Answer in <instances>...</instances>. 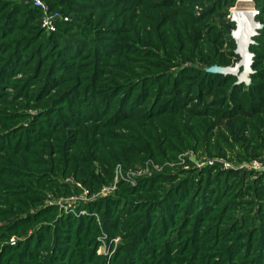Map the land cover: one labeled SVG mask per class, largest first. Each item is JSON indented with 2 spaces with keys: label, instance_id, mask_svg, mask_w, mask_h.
<instances>
[{
  "label": "rangeland",
  "instance_id": "374dc122",
  "mask_svg": "<svg viewBox=\"0 0 264 264\" xmlns=\"http://www.w3.org/2000/svg\"><path fill=\"white\" fill-rule=\"evenodd\" d=\"M72 1L74 2V0ZM84 1L91 4V0H82V2ZM98 1L100 5L78 8L79 12L72 14L68 11L70 10L68 2L64 4L63 0L59 4H56L57 0H40V4L36 0H24L27 5L32 3L33 7L39 8L42 19H40L39 13L35 16L28 13L27 8H30V5L27 7L24 3H20L24 5L17 9L19 10L15 16L17 18L15 20H18L17 25L28 18H32V23L27 24L26 32H16V38L20 37L21 42L24 41L23 38H33L31 42L34 45L31 49L22 50V62H20L21 57L19 56L6 69L7 75L17 69H21V72L16 73L15 76H9V83L2 88L5 96L0 98V134L13 132L10 141L15 145L13 148L0 151V223L4 224L2 227L0 226V249L6 245H17L19 240L27 235V232H34V226L37 224L48 225L53 216L63 213L70 217V221L66 220L65 223H72L77 216L90 214L84 205L92 200L96 201L98 198L103 200L97 209L102 212L100 209H103L105 199L112 196L113 199H121L120 202L114 203L118 205V208L127 210L129 207L127 204H131L130 210H133L126 219L131 222H126V225L124 222L117 224L114 229L108 230L105 225H101L99 212L94 213L101 231H96L98 243L94 245V249L97 259L96 263L92 264H116L124 245L132 240L134 224L142 217L147 206H150L154 214L158 209L153 220L159 215L161 218H157V221L162 223L166 221V218L167 220L172 218L171 225L175 224L171 227L173 229L170 231L171 233H177L181 227L184 228L182 238L174 241L173 250L169 252L168 248H163L162 253L164 252L165 256L159 255V262L169 257L167 261H164L165 264H225V261L229 260L224 259L225 252L218 251L217 246L220 247L224 243H228L230 240L228 235L231 233L237 236L241 235L246 231L249 223L239 224V220L236 218L241 215V211L238 209L227 211L224 207L228 204L242 207L253 202L254 209L258 191L254 189V186L253 189L245 186L238 190L235 187L231 191L223 192L224 196L221 199L220 196H216L212 201L215 191L206 192L205 188L211 184L212 178L219 177V172L238 170L241 173L247 171L248 180L246 181H253V178H257L259 175L258 172L263 175L264 171L255 169L254 165L256 162L264 164V144L248 140L251 134L254 135V131H250V128L253 120L259 117V114L247 118L243 117L242 113L232 112L231 105H237L239 109H244V105L239 100H232L236 94L231 92L228 86L229 84L232 86L233 80L228 81L224 90H219L218 86L222 82L216 79L207 81L199 69L200 67L206 69L214 64L233 66L241 60L240 42L236 37L239 23L232 20L234 13L242 10H252L254 13L256 11L253 18L258 27L259 24H264V0L249 2L241 0L235 2H233L234 0H142L138 3L136 0H120L116 3L107 2L105 4H102L103 0ZM123 7L128 9L132 7L133 11L130 10L128 13L131 14L128 15L121 10ZM90 8L93 10H89ZM72 19H74L72 23L75 20H80L83 23L88 22L89 25L95 27L97 33L98 31L103 32L100 35L106 36L108 42L122 43V46H128L129 49L121 53L116 52L110 58L105 59L108 64L103 68L105 75L100 79L105 81L103 85H98V81H94L93 75L87 71L89 69L87 66L90 63L87 61L89 60H78L77 65L84 68L73 70L72 75L76 74V76L69 85L55 88L56 84L63 81L62 75L48 79L43 74L31 79L26 84L25 78L30 75L34 67L45 69V62L39 61V58H35L36 54L34 52L31 54V52L40 43L43 49L49 48L47 57H52L56 53L61 56L59 47H48V39L50 37L58 38L54 36V33L58 31L61 20L69 22ZM228 20L234 23V27L229 33L227 32ZM40 26L44 31L41 29L38 31ZM64 27L66 26L61 25V29ZM112 27H118V29L112 30V32L105 30H111ZM73 28L74 26L70 30ZM10 29L8 27L6 31ZM21 35H23L22 38ZM261 36L263 39L264 29L257 28L255 33L250 36L247 48L248 53L253 54V68L255 63L258 64L257 69L263 71L264 54L259 55V52L253 48L259 42L262 43V46L264 45V41L258 39ZM133 39H139L140 43L125 44V41ZM232 40L234 45L231 44ZM142 42L147 43V47ZM151 45H155L156 48ZM5 48L6 46L1 50L4 51ZM103 48L105 47L100 48L101 51ZM108 49L106 48L104 51ZM8 57L7 52L0 53V69ZM48 63H53V61ZM45 65L48 66L47 63ZM190 65L196 69V72L187 76L186 81L192 87L191 89H194V92L187 98H183L186 100L185 102L178 97L177 92L169 89V84L172 79L177 80L179 72L188 69ZM79 71H83V74ZM169 72L172 73L166 77L167 79L162 78ZM158 73L161 75L159 76ZM261 73L264 72H259L255 79L258 83H264V76ZM154 74H157L155 77H161L160 81L166 79L163 81V85L161 84L163 87L161 92L157 91L158 84L153 83ZM230 76L236 77L235 75ZM67 78L65 76L64 80ZM86 79L84 85L94 83L97 89L107 87L117 92L121 86L117 96L124 97L123 105L126 109L123 112L131 110L133 112L131 116L135 117L129 116L122 122L115 120L110 125V123L104 122L112 119V114L108 113L104 117L102 116L101 120L96 121L90 118L95 104L92 102L90 105L91 102L88 101L86 95L82 96L75 105L80 108V112L76 113L72 120L62 119L61 115L63 114L60 111H58V117L56 113L55 116H52L49 110L48 124L39 130L37 126H34L37 119L35 117L39 111H47L46 105L50 104L53 99H57L59 92L66 90L70 85L73 86L74 82L77 86H81L82 81ZM129 81L132 84L131 89L128 86L124 87L126 85L124 82ZM21 86L24 87L19 89L18 87ZM103 91L97 90L96 96H101ZM216 91L220 92L216 93ZM41 92L46 94L43 100L40 97L36 98ZM223 93L225 95L223 102L229 97L224 107L219 105L220 98H217ZM259 94L263 97L260 98L257 105H260L259 109L262 110L264 108V91ZM237 95L240 94L237 93ZM131 96L139 98V101L128 102L126 97ZM140 98H143L142 102H140ZM176 103H179L180 107H183L184 103L188 105L185 107H188L187 111L193 118L190 119V124L187 126L177 128L185 130L184 135L180 138L184 144L176 143V140L168 137L158 149L164 150L165 148L164 152H166L170 147L180 144L186 145L187 149L184 148L179 151V154H173L174 156L172 155L171 158L161 163L157 160H163V157L157 158L150 154L155 152L151 135L157 137L154 130L155 116L161 111H167L163 112L164 115H170L168 112L176 111L171 106ZM54 104L52 103V105ZM64 111L68 114L67 118L72 114L68 111V107ZM223 111L233 113L230 116L236 121L230 117H223ZM166 115L164 119H168L171 123L174 115ZM180 115L186 116V110L178 114V116ZM200 115H202L201 118H199ZM208 115L216 116L217 119ZM260 116H264V114ZM201 121H204L205 125L201 124ZM237 121L243 125L240 126ZM46 122V120H41L39 123L43 126ZM49 126L55 130L47 128ZM260 131L264 134V128H261ZM62 133L70 141L63 142ZM21 139L28 143H17ZM245 145H248L246 149L243 147ZM7 166L15 167L17 172H10L14 173L13 177L7 176L5 173ZM89 166L93 167L94 171H88L84 179L73 177L75 174L81 175L85 167L89 168ZM207 167L210 168L205 171ZM51 177L55 178L56 182L49 180ZM192 180L195 182L191 183ZM230 180L233 181L234 178H230ZM61 181L63 183L69 181L75 185L66 186ZM219 183L218 180L216 187L219 186ZM75 186L80 190H75ZM170 187H172L171 193L173 191L176 194L174 199H169L168 195H164ZM202 187L204 189H201ZM195 194H198L199 198H196L198 200L192 206L196 201ZM158 199L160 200L158 201ZM203 205L211 208L204 213ZM225 211L226 216H221L223 218L219 226H229L232 223L235 226L232 224V229L224 239H216L215 244H212L215 238H210L215 235L216 231L212 227L214 222L211 219L224 214ZM30 212L37 216L39 213L47 215L39 216L31 224L25 225L24 221H18L17 229H13L14 226L8 227L11 224L7 221L22 219ZM254 213L256 212L254 211ZM132 217H135V220L132 221ZM184 222L186 225L183 226ZM180 223H182L181 226ZM161 227V225L158 227L157 224L154 228L161 230ZM166 234H169V226H166L164 230V235ZM62 243L64 244L65 241ZM163 243V246L167 247V242ZM210 245L214 246L210 247ZM253 245L255 244L252 241L250 246ZM74 247L77 250L83 249L77 247L76 244ZM151 247H157V245L153 242ZM254 256L253 252L246 253L245 258L249 264L253 261ZM74 257L76 256L72 254L71 260ZM146 257L147 261L144 264H158L156 263L157 254L150 258ZM140 261L137 254L133 264H140Z\"/></svg>",
  "mask_w": 264,
  "mask_h": 264
},
{
  "label": "trees",
  "instance_id": "16d2710c",
  "mask_svg": "<svg viewBox=\"0 0 264 264\" xmlns=\"http://www.w3.org/2000/svg\"><path fill=\"white\" fill-rule=\"evenodd\" d=\"M57 1L58 2L56 4H59V2H61L62 0H57ZM119 1L120 0H103L102 4H105L107 2L116 3ZM141 1L142 0H136L137 3ZM235 1L236 0H234L233 2ZM63 2L64 4L68 2V6L70 7V10L68 11L72 14L78 13L79 12L78 8L83 9L85 8V6L100 5V2L98 0H91V4L87 3L86 1L82 2V0H74V2L72 0H63ZM20 3H24V0H0V16H1L0 17V20H1L0 21V42H1L0 43V53L7 52V54H9V57L5 59L3 63V67L0 69V98L5 96V93H3L2 88L4 85H7L9 83L8 82L9 76H15L16 73L21 72V69H17L15 70V72H12L11 74L7 75L5 73L6 69L11 64V62L17 59L19 56L21 57L20 62H22L21 61L23 59L22 50L26 48L31 49L32 46L34 45V43L31 42L33 38H26V39L23 38L24 39L23 42L20 41L21 40L20 37L16 38V32L18 31L22 33L24 31L26 32L28 30L27 24L32 23L31 21L32 18H28L26 21L17 25L18 20L17 21L15 20L17 19L15 17L16 14L19 13V10L17 9L18 7L23 6L24 4L27 5L26 3H24L23 5ZM29 5H30V8H27L28 13L33 14L34 16L35 14L39 13L40 14L39 17L40 19H42V13L39 10V8L33 7L32 3ZM29 5H27V7ZM124 8L125 7L121 9L124 13H128L130 10L133 11L132 7H129V9L128 8L124 9ZM89 10H93V9L90 8ZM130 14L131 13H128V15ZM73 21L74 19H72V21H69V22H65L61 20L59 23L60 26L58 28V31L54 33V36H57L58 38L55 39V37H50L48 39L49 41L48 47L50 48H52L53 46L59 47L60 49L59 51L62 53L61 56H58V53H56L52 57H47L50 50H48L49 48L43 49V46H41L40 43L37 46V48H35L34 51L31 52V54L33 52L36 54L35 58L37 59L39 58V61H42V62L44 61L45 64L46 63L48 64V66L44 64L45 69L43 67L41 69H39L38 67L36 68L34 67L30 75L29 76L27 75L28 77L25 78L24 82L26 84H28V82H30L31 79H35L36 77L43 74V76L48 79L62 75L61 77L63 78V81L56 84L54 86L55 88L69 85L73 82L72 79H74V77L76 76V74L72 75L73 70L77 71V68L79 69L84 68L81 65H77L78 60H82V61L89 60L87 61V62H90L89 65L87 66V68H89L87 71H89L93 75L94 81H98L97 83L98 85L99 84L103 85L105 81H102L100 79L103 77V75H105V72H103L104 70L103 68L105 67V65L108 64V61L105 59L108 57L110 58L116 52L121 53L129 49L128 46L127 47L122 46V43H116L113 41H112L113 43L108 42V39H106L107 38L106 36L100 35V33H103V32L98 31L97 33L95 27H92L91 25H89L88 22L83 23L80 20H75V22L72 23ZM61 25L66 26V27L61 29ZM73 26L74 28L72 30L74 31L70 30ZM8 27H10L11 29L6 31ZM232 27H234V23L231 20H228L227 21V32L228 33L229 31H231ZM262 28L264 29V27ZM40 29L44 31L42 26L39 27L38 31H40ZM117 29L118 27H112L111 30L110 29H105V30H109L108 32H112V30H117ZM22 36L23 35H21V38ZM258 39L261 41H264V38L262 39V36L261 38L258 37ZM19 41L20 43H18ZM6 42H8V45H6ZM125 42H126L125 44H128V43L139 44L140 43L139 39L127 40ZM233 42L234 41L232 40L231 41L232 45H234ZM142 44L147 47V43L142 42ZM261 44L262 43L259 42L258 44H256V46H253V48L259 52V55L264 54L263 53L264 45L262 46ZM5 46L6 48L4 49V51H2L1 48ZM151 46L155 47V45H151ZM101 47H105L103 48V51H101L100 49ZM260 47L263 52L260 50ZM106 48H109V49L107 51H104ZM146 50L144 54L146 53ZM59 51H56V52H59ZM86 57L87 59H84ZM47 61L48 62L53 61V63H48ZM70 64H74V65H70ZM101 65L103 66L101 67ZM257 65L258 64L254 63V68L257 71L256 73L252 75L253 83L250 86H246V84L244 83L235 84L237 77H234V76L207 72L205 70V67H200L199 70H200L201 75L205 76L204 79H207V81L209 79L210 80L216 79V80L221 81L222 84L218 86L219 90H224L225 87L228 85V81L233 80L232 86L230 84L228 86L231 92H234V94H236V97H233L232 100L233 101L239 100V102L244 105V109L243 110L241 108L239 109L237 105H231L230 107L233 108L232 112L233 113L238 112V114L242 113V116L247 117V118H252L256 116L255 114H259V117L253 120L251 124V128H250V131H254V135L251 134L248 137V140H252V141L255 140L261 144H264V134H262L260 131L261 128H264V116H260L261 114H264V108H262L261 110L259 109L260 105H257L259 104L260 98L263 97L259 93L264 91V83H258L255 81V79L259 75V72H264V70L262 71L261 69H257ZM60 67L62 69H58ZM57 71L59 72L57 73ZM79 72L83 74V71H79ZM172 72L166 73L165 75L162 76V78L168 77ZM193 72H196V69L192 65H190L188 69H184L179 72V75H178L179 78L177 80L172 79V81L169 84V87H170L169 89L172 90L173 92H177L178 97L182 98V101H185V102L186 100L183 98H187L189 94L194 92L193 91L194 89H191L192 87L189 84H187V81H186V77L193 75ZM158 74L159 76L161 75V73H158ZM261 74L264 76V73H261ZM156 75L157 74H154V76L152 77L154 81L153 83L158 84L157 91L161 92V90L163 89L161 84L163 85V81L166 80L167 78L160 81L161 77H155ZM65 76H67L68 78L64 80ZM78 77H80V75H78ZM86 81L87 79L85 81H82L81 86H77L76 82H74L73 86L70 85V87L67 88L66 90L59 92L57 99H53L50 104L46 105L47 111H39V113L37 114V117H35L37 119L35 120L34 126H37L38 130L41 127H45L48 124V119L50 117L49 113H51L52 116H55V113H56V116L58 117V111H60L63 114L61 115L62 119L67 120V121L72 120L73 119L72 117L75 116L76 113L80 112V108L77 106L75 107V105L77 104V102H79L82 96H86V95H87L88 101L91 102L90 105H92V102L95 104V106H93V110L91 111L90 109L91 116H92L90 118H93L96 121L101 120L102 116L104 117L106 114L111 113L112 119L110 121H104V122H108L106 124L110 123L111 125L113 123L112 121L119 120L118 122H122L124 119L125 120L128 119L129 116L133 114L131 110H127L123 112L126 109L123 105L124 97L117 96L118 95L117 93L120 91L121 86L118 88L117 92H115L116 90L111 89V88L108 89L107 87L106 88L100 87L97 89L94 83H90V85H84V82ZM136 82L137 80L134 82V85L136 84ZM124 84H126L124 85V87L128 86L130 87V89L132 88L131 86L132 84L130 81L127 83L124 82ZM22 87L24 86H21L18 88L21 89ZM26 88H28L27 85H26ZM97 90L98 91L104 90L103 94L101 96L99 95L96 96L95 92H97ZM218 92L220 91H216V93ZM24 93H26V91H24ZM237 93H239L240 95H237ZM241 95H243V98H241ZM38 97H40L43 100L46 97V94L41 92L40 95H38L36 98ZM224 97H225L224 93L221 94L219 97H217V98H220V100L218 101L219 105L220 106L222 105L223 107L225 106L226 102L229 99L228 97L225 100V102H223ZM126 99H128V102L139 101V98L132 97V96L126 97ZM142 100L143 98H140V102H142ZM37 102H40V101L37 100ZM52 103H55V104L52 105ZM176 104H172L171 106L173 107L174 110L178 112L172 111V112H168L170 113V115L165 114L166 116L174 115V118L171 123H169L168 119H164L165 115L163 112H167V111H161L158 115L155 116V122H154L155 129L154 130L156 131L157 137H154L151 135V138L153 139L152 142L154 144L155 152L150 153V154L157 158L163 157V160L162 159L157 160L158 162H161V163H163L166 159L171 158L173 154H179L180 153L179 151L183 150L184 148L187 149V146L183 145L184 143L180 141V138L184 135L183 132L185 130L177 129V128L187 126L188 124H190V119L192 117L189 111H187L188 107L187 108L185 107L188 105H185L184 103L183 107H180L179 103H176ZM66 107H68V111L72 113L69 115L68 118H67L68 114L64 111ZM49 110L51 112H49ZM185 110L187 112L186 116H182V115L178 116V114L182 113ZM254 111L256 113H253ZM233 113L223 111L222 114H223V117L225 118L230 117V119H233L234 121H236L235 118H231L230 116V115H233ZM208 116L211 118L214 117L215 119H217L216 116H210V115ZM131 117H135V116H131ZM201 117L202 115L199 116V118ZM40 119L46 120L47 121L46 124L43 126L40 125L39 123L41 121ZM54 120L56 119L54 118ZM31 122H33V120H31ZM237 122L240 123V121H237ZM50 123L52 122L50 121ZM201 124L205 125V122L201 121ZM239 125L242 126L243 124L240 123ZM253 125H254V128H253ZM47 128H50L52 131L55 130L51 126ZM13 134H14L13 132L10 134H3V133L0 134V151L4 149L13 148V146H15L10 141V138L13 136ZM61 135H62L61 139L63 142L70 141L68 137L63 135V133ZM168 137L176 140L177 141L176 143H183V144L177 145L175 147H170L166 152H164L165 148L164 150L158 149V147L161 148V144ZM18 142H21L24 144L28 143V141H23V139H21L20 141L18 140L17 143ZM169 143H172V142H169ZM165 145H166V142H165ZM243 147L244 149H246L248 145H245ZM123 159H126V158L123 157ZM121 161L124 163L123 160ZM208 168L210 167L205 168V171ZM11 171L15 173L17 172L15 170V167H11V166L5 167V173L7 174V176L13 177L14 173L13 172L10 173ZM88 171H94L93 167L91 166H89V168L85 167V170L81 175L75 174L76 177L75 176L73 177L75 179L79 178L80 180H82L86 177V173ZM55 172H58V171L55 170ZM112 174H114V172H112ZM246 174H247V171H243L240 173L238 170H229V171L219 172V177H216L215 179L212 178L210 181L211 184L208 185L207 188H205L207 189L206 192H209L212 190L215 191L214 192L215 195L212 196V201L215 200L214 197L216 196H220V199H221L224 196L223 192L231 191L235 187H236V190H238L245 186H249L253 189V186H254V189L258 191L256 195V201L254 202L255 203L254 209H253V202L249 205L242 206V207L240 205L239 207H237L236 204H228V205H225L224 207L226 208L227 211H230V210L236 211V209L241 211V215L237 216L236 218V220H239L238 222L239 224L249 223L248 228L241 235L237 236L231 233L230 235H228L230 237V240L228 243H224L220 247L217 246L218 251L225 252L226 255L224 259L229 260V261H225V264H249L245 257H246V253H252V252L253 254H255V256H254L253 261L250 262V264H264V174L262 175L261 172L260 173L258 172L257 174L259 175L257 176V178H253V181H246L248 180V177ZM190 178L192 179V176ZM230 178H234V180L232 181L230 180ZM49 180H51L52 182H56V179L53 177L49 178ZM218 180L220 181V183H219V186L216 187V182ZM194 182L195 180H192L191 183H194ZM71 183L72 182H69V181H65L64 183L62 182V184H65L66 186L75 185ZM198 186L200 188V185ZM171 188L172 187L167 189L164 195L165 196L168 195L169 199H174L176 194L173 191L171 193V190H172ZM74 189L80 190V188H76V186ZM201 189H204V188L202 187ZM113 198L114 197L111 196L105 199V205L103 203V209H100V211L102 212H99L97 210L99 206L101 205L100 202L103 201L99 198L98 200L96 199V201L92 200L90 202H87V204L85 203V205L83 204L84 206L88 208L87 210L89 211L90 214L77 216L72 223L71 222L65 223L66 220L70 221V217L68 215H64L63 213L60 214L59 216L52 215L53 219L52 221H49L48 225L47 224H42V225L37 224L36 226L33 227L35 228L34 232L33 231L31 233L27 232L26 233L27 235H25L24 238L22 237L19 240L17 245L3 246L0 249V264H92V263H96L97 254H96V250L94 249V245L98 243L97 232H100L101 229L97 223V220H96L97 217L96 215H94V213L99 212L98 216L100 217L102 221L101 225L102 226L105 225L106 229L108 230L114 229V227L117 224H120V223L122 224L124 222V225H126L127 224L126 222H131L129 220H126L127 216H129L128 214L132 212L133 210V209L130 210L131 204H127L129 205L127 210L121 209V208H118V205H115L116 202H120L121 199H113ZM194 198L195 199L199 198L198 194H195ZM159 200L160 199H158V201ZM197 200L198 199H196V201L192 204V206L196 204ZM150 202L152 203V201ZM210 208L211 207H207V205H203L202 210L205 213ZM253 210L256 213L253 214L254 212ZM155 211L157 213L158 209H156ZM155 214L153 213L150 206H147L145 208L142 217H140V219L137 220V222L134 224L135 230L131 236L132 240L129 243H126L127 245L126 244L124 245L123 249L121 250L116 260V264H133L134 257L137 254L139 255L141 259L140 264H144L147 261L146 256L150 258L151 256L155 254H157L156 263L158 264H165L164 261H167L169 259L168 257V259H162V261L159 262V259H160L159 255L162 254V256H165V253L164 252L162 253L163 248H166V249L168 248L167 250H169V252L173 250L174 241L176 242L182 238L183 236L182 233H183L184 228L181 227V229L177 230L178 231L177 233H171L170 231L173 230L171 229V227H173L175 224L173 223V225H171V222L173 221L172 218L170 216H169L170 217L169 220H167L166 218V221L168 224L166 223V221L162 223L161 221H157V218H161L160 215L156 216L155 220H153V217L155 216ZM41 215H47V214L39 213L37 216V214H31V212L27 213L25 217L22 219L17 218V219H14V221L13 220L7 221L11 224L8 227L11 228L12 226H14L13 229L15 228L17 229L18 221H24L25 225L27 223L31 224L33 223L34 219L38 218ZM224 215L226 216V211L224 212V214L222 213L219 216H216L214 219H211V221L213 220L214 222L212 223V227L214 228V231H216L215 235L211 236L210 238V239L215 238L212 244H215L217 240L224 239L225 236L232 229V226L234 225L232 223L233 225L231 224L229 226L228 225L219 226ZM221 216L223 217L221 218ZM120 219H123V220L120 221ZM133 220H135V217H132V221ZM157 222H160V223H157ZM157 224H158V227H160V225L162 226L161 230L159 228H154L155 225ZM3 225L4 224L1 222L0 226L2 227ZM181 225L182 223H180V226ZM184 225H186L185 222L183 223V226ZM5 226L7 225L5 224ZM166 226H169V234L164 235V230ZM124 235L126 236V234ZM62 241H65V243L63 244ZM252 241L254 242L255 245L250 246V243ZM153 242L157 245L158 248L151 247V243ZM163 242H167V247L163 246L164 244ZM74 244H76L77 247H81L83 249L77 250V248L74 247ZM213 246L214 245H210V247H213ZM199 251L204 253L202 250H199ZM72 254L76 257H74L71 260Z\"/></svg>",
  "mask_w": 264,
  "mask_h": 264
},
{
  "label": "water",
  "instance_id": "95a60500",
  "mask_svg": "<svg viewBox=\"0 0 264 264\" xmlns=\"http://www.w3.org/2000/svg\"><path fill=\"white\" fill-rule=\"evenodd\" d=\"M264 27V24H259L257 28ZM248 51V48H247ZM239 53L241 55V60L238 61L233 66H223L214 64L212 66L207 67L205 70L211 73H219L223 75H235L237 80L235 84H252V75L256 73V70L253 68V54L246 52L249 54V57L243 56L242 51L239 49Z\"/></svg>",
  "mask_w": 264,
  "mask_h": 264
},
{
  "label": "bare ground",
  "instance_id": "6f19581e",
  "mask_svg": "<svg viewBox=\"0 0 264 264\" xmlns=\"http://www.w3.org/2000/svg\"><path fill=\"white\" fill-rule=\"evenodd\" d=\"M235 20L239 23V30L236 31V37L240 42V50L243 56L249 57L246 54L247 45L250 40V36L255 33L257 29V22L254 21L253 13L249 11H238L234 13Z\"/></svg>",
  "mask_w": 264,
  "mask_h": 264
},
{
  "label": "built area",
  "instance_id": "2783aa9c",
  "mask_svg": "<svg viewBox=\"0 0 264 264\" xmlns=\"http://www.w3.org/2000/svg\"><path fill=\"white\" fill-rule=\"evenodd\" d=\"M39 1V2H38ZM241 1H244V2H249V1H252V0H241ZM254 1V0H253ZM36 2H38L39 4L41 3L40 0H36ZM254 10V9H253ZM238 12V11H236ZM249 12H252L254 13L252 10H250ZM258 13V12H257ZM253 15H256V11ZM233 21H236L235 18L232 19ZM237 22V21H236ZM254 168L255 169H259V170H262L264 171V164L263 163H259V162H256L255 165H254Z\"/></svg>",
  "mask_w": 264,
  "mask_h": 264
}]
</instances>
